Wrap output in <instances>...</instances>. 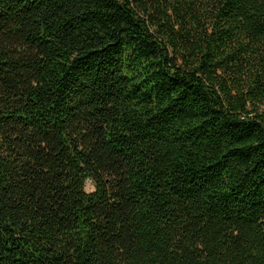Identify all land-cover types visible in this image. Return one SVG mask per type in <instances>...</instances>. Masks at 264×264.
I'll return each mask as SVG.
<instances>
[{
	"label": "trees",
	"instance_id": "obj_1",
	"mask_svg": "<svg viewBox=\"0 0 264 264\" xmlns=\"http://www.w3.org/2000/svg\"><path fill=\"white\" fill-rule=\"evenodd\" d=\"M0 264H264V0H0Z\"/></svg>",
	"mask_w": 264,
	"mask_h": 264
},
{
	"label": "rangeland",
	"instance_id": "obj_2",
	"mask_svg": "<svg viewBox=\"0 0 264 264\" xmlns=\"http://www.w3.org/2000/svg\"><path fill=\"white\" fill-rule=\"evenodd\" d=\"M93 182L91 180H87L86 183H85V189L87 191H91L93 189Z\"/></svg>",
	"mask_w": 264,
	"mask_h": 264
}]
</instances>
